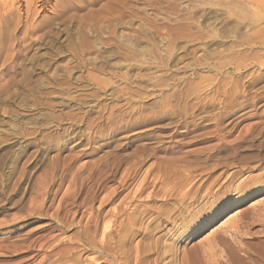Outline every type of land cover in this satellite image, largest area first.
I'll return each mask as SVG.
<instances>
[{"label":"rangeland","instance_id":"obj_1","mask_svg":"<svg viewBox=\"0 0 264 264\" xmlns=\"http://www.w3.org/2000/svg\"><path fill=\"white\" fill-rule=\"evenodd\" d=\"M5 1L0 264H264V0Z\"/></svg>","mask_w":264,"mask_h":264},{"label":"bare ground","instance_id":"obj_2","mask_svg":"<svg viewBox=\"0 0 264 264\" xmlns=\"http://www.w3.org/2000/svg\"><path fill=\"white\" fill-rule=\"evenodd\" d=\"M26 1V9H27V13L30 11V4L28 3V1L27 0H25ZM25 1H24V3H25ZM44 1V0H43ZM2 2V1H1ZM15 2H16V0H6L5 2H4V4H3V8H8V9H10V10H12L13 9V7H14V5H15ZM21 2V1H20ZM30 2V1H29ZM41 2H42V0H41ZM0 6H1V4H0ZM32 6V5H31ZM2 7V6H1ZM35 8V7H34ZM31 9H33V8H31ZM3 10V9H2ZM14 11V10H13ZM26 11V10H25ZM3 12V11H2ZM33 12H34V10H33ZM7 13V12H6ZM4 14H5V12H4ZM26 14V13H25ZM33 14V13H32ZM18 15V14H17ZM19 16V15H18ZM20 19V18H19ZM15 23V22H14ZM13 28V27H12ZM35 30V29H34ZM14 32V31H13ZM10 33V32H9ZM223 149V148H222ZM263 175V174H262ZM211 183V182H210ZM235 188V187H234ZM200 197V196H199ZM260 214V213H259ZM252 215H254V213L252 214ZM257 215V214H256ZM253 217V216H252ZM256 217H259V216H256ZM262 217H263V215H262ZM142 219V218H141ZM264 221V220H263ZM253 224V223H252ZM127 226V225H126ZM237 228V227H236ZM233 229V228H232ZM235 229V228H234ZM263 230V229H262ZM144 231V230H143ZM236 232H237V229H236ZM263 232H264V230H263ZM93 234V233H92ZM258 234V233H257ZM235 237V236H234ZM120 239V238H119ZM143 239V238H142ZM235 239V238H234ZM234 241V240H233ZM236 241H239V240H236ZM119 242V241H118ZM262 244V243H261ZM14 246V245H13ZM17 247L18 246H16L15 248L17 249ZM14 248V249H15ZM18 248H20V247H18ZM230 249V248H229ZM28 250H30V249H28ZM231 250H233V249H231ZM231 253V252H230ZM102 254V253H101ZM232 255V254H231ZM16 256V255H15ZM35 258V257H34ZM113 260V259H112ZM235 264H242V262L240 261V260H235Z\"/></svg>","mask_w":264,"mask_h":264}]
</instances>
